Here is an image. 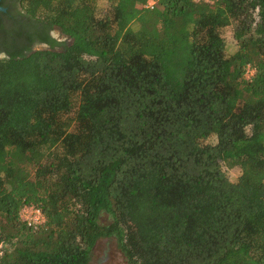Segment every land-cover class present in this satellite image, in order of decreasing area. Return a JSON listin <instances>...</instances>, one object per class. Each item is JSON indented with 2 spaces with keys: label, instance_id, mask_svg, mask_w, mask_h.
I'll use <instances>...</instances> for the list:
<instances>
[{
  "label": "trees",
  "instance_id": "1",
  "mask_svg": "<svg viewBox=\"0 0 264 264\" xmlns=\"http://www.w3.org/2000/svg\"><path fill=\"white\" fill-rule=\"evenodd\" d=\"M96 1L0 14V264H264V0Z\"/></svg>",
  "mask_w": 264,
  "mask_h": 264
},
{
  "label": "rangeland",
  "instance_id": "2",
  "mask_svg": "<svg viewBox=\"0 0 264 264\" xmlns=\"http://www.w3.org/2000/svg\"><path fill=\"white\" fill-rule=\"evenodd\" d=\"M95 11L97 15L104 14L105 12H108V5L106 3V0H97L95 2ZM52 37L58 41V42H64L65 38L61 36L58 31L55 29L51 31ZM220 35L223 38L224 41V47H225V54L230 55L234 49L235 45L232 40V33H231V27H226L220 30ZM65 42H68L67 40ZM39 50V46H35L32 48V50ZM246 78L249 76L247 73ZM214 139L209 138L204 143H213ZM226 176L230 181L235 180L237 176V170L232 169L229 171H226ZM109 222V218L102 214L99 217V223L100 224H107ZM88 264H125L122 256L119 254V252L116 249L115 245V239L114 238H105V239H98L93 247L90 250L89 254V261Z\"/></svg>",
  "mask_w": 264,
  "mask_h": 264
},
{
  "label": "built area",
  "instance_id": "3",
  "mask_svg": "<svg viewBox=\"0 0 264 264\" xmlns=\"http://www.w3.org/2000/svg\"><path fill=\"white\" fill-rule=\"evenodd\" d=\"M158 0H146L143 5V9L151 10L157 3ZM194 2L204 1V0H192ZM251 74L247 71L246 74ZM18 218L21 222L25 223L26 226H38L44 222L41 212L38 209L31 207H23L18 214Z\"/></svg>",
  "mask_w": 264,
  "mask_h": 264
},
{
  "label": "flooded vegetation",
  "instance_id": "4",
  "mask_svg": "<svg viewBox=\"0 0 264 264\" xmlns=\"http://www.w3.org/2000/svg\"><path fill=\"white\" fill-rule=\"evenodd\" d=\"M1 1H2V4L0 7L4 9V12H0L1 15H5L7 9H9L11 11V13L19 11L18 5L16 3H14L15 0H4V1L1 0ZM1 15H0V25L3 28H7L9 25H11L14 22L13 18H11V14L7 15V17H5V16L3 17ZM49 37L54 39L51 35V31L49 32ZM64 41H66V39ZM38 45H41V44H34V45H32L31 49L35 46H38ZM0 54H4V53L0 52Z\"/></svg>",
  "mask_w": 264,
  "mask_h": 264
},
{
  "label": "water",
  "instance_id": "5",
  "mask_svg": "<svg viewBox=\"0 0 264 264\" xmlns=\"http://www.w3.org/2000/svg\"><path fill=\"white\" fill-rule=\"evenodd\" d=\"M1 1V0H0ZM0 12H4V9L3 8H1L0 7ZM39 47H40V49L39 50H44V49H47V46L46 45H44V44H41V45H38ZM32 51H35V49L34 50H32ZM5 57V55L4 54H0V59L1 58H4Z\"/></svg>",
  "mask_w": 264,
  "mask_h": 264
}]
</instances>
